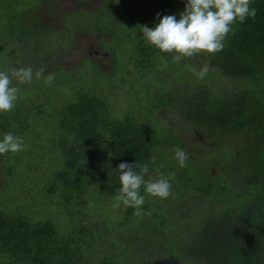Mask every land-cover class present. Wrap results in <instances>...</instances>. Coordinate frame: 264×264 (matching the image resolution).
<instances>
[{
  "label": "trees",
  "instance_id": "trees-1",
  "mask_svg": "<svg viewBox=\"0 0 264 264\" xmlns=\"http://www.w3.org/2000/svg\"><path fill=\"white\" fill-rule=\"evenodd\" d=\"M26 4L0 0L5 10L0 24L6 22L0 29V71L31 67L32 85L82 66L64 60L79 49L75 33L107 31L82 24L79 15L85 11L79 8L66 13L76 24L59 28L67 35L49 39L50 28H56L39 18L53 12L34 13L30 6L23 15L27 12L10 9ZM136 4L153 15L142 26L153 27L163 15L178 19L185 0ZM249 7L255 15L235 21L216 53L176 61L174 54L148 45L142 29L138 32L132 59L139 81L147 80L146 69L158 70V58L197 71L207 66L202 79L191 70V86L180 83L155 94L149 89L148 114L118 118L105 99L78 88L55 112L51 165L42 176L37 177L40 170L29 155L45 147L27 149L28 182L25 164L12 152L0 154V264H264V0H251ZM111 9L104 6L103 12ZM115 13L114 8L107 12ZM92 14L107 21L103 13ZM25 83L13 81L18 99L12 110L0 112V137L6 132L23 142L39 137L44 98ZM157 109L159 119L152 114ZM177 147L188 154L184 167L174 159ZM120 162L134 163L137 171L148 164L146 180L173 175L169 196H149L142 186L145 202L139 212L113 207Z\"/></svg>",
  "mask_w": 264,
  "mask_h": 264
},
{
  "label": "rangeland",
  "instance_id": "rangeland-1",
  "mask_svg": "<svg viewBox=\"0 0 264 264\" xmlns=\"http://www.w3.org/2000/svg\"><path fill=\"white\" fill-rule=\"evenodd\" d=\"M107 1L108 0H43L39 3V0H16L17 4H30H26V6H15L14 9L10 7L14 13H18L20 10L27 12L23 15L29 13L31 9L30 6L34 8V13L40 12L39 8H45V10L53 12L49 13V15H44V18H39L43 24L46 23L44 20L46 19L50 21L49 25H51V27L56 28L53 32L50 31L52 30V28H50L47 33L48 37H46L49 39L53 36L54 39H58V37L64 38L67 35V33L61 30L65 28L64 23L73 27L76 22L74 21L75 18H73V15L66 13H78L81 11L79 8L85 11L82 15H79V20L82 19V24L86 22L88 26L97 27L102 30L107 29V31L101 33L91 31H89V33H75L77 42L80 43L79 49H74V53L64 60H66V64H70L72 67L82 63L81 67H77L67 73L61 71L53 75L54 80L51 84L45 83V77L47 75L42 77L37 83L35 82L34 85L30 82L25 83L26 86L30 83L32 87L37 88L38 93L42 94L44 98L42 116L37 120V126L40 127L41 125L39 137L35 139L30 138V136L26 137V140L23 142L25 147H23L21 151L13 153L17 160L25 164V180L27 182L31 180V172L25 162L28 157L27 149L32 148L36 144L45 147V149L32 151L29 155L34 167L37 166L40 170V172L36 174L37 177L42 176L47 167L51 165L48 149L52 148L49 142L56 133L55 112L60 106L65 104L66 101L74 99L78 88L93 90L97 96L106 100L109 106V113H113L116 117L121 118L125 114L137 113L141 115L144 113L146 115L149 113L148 108L152 106L153 102L151 98L146 95L149 89L155 94L156 92L159 93L160 91L165 92L171 90L173 86L175 87L180 83L189 82L191 86L192 77L191 68L189 66L184 65V67H180L179 64H165L163 61H160L159 58L157 63L154 64L158 66L157 71L146 69L145 73L148 76L147 80L139 81L137 78L138 75H135L136 67H134L132 58L135 56L133 48L137 41L138 32L142 29L141 27L144 21L148 22L153 20V15L146 10L147 6L143 8V6L137 5L136 2L139 4H141V2L153 3L156 0ZM122 2L125 4V7ZM40 5H42V7H40ZM104 6L107 9L111 7L112 9L114 8L116 10L115 16L107 14V12L110 13L112 9L103 12L105 11L103 10ZM0 9V14L3 16L5 13V10H3L4 7H0ZM93 12L103 13L102 16L107 19V21L104 22L102 17L92 14ZM5 28L6 22H1L0 29L4 30ZM63 32L64 35H62ZM7 48H9V46H7ZM29 48L30 47H27L26 53L29 55L28 57H30V60H32V56L29 54ZM11 51H13V49H11ZM9 56L10 54L6 51L4 57L8 59ZM84 58L90 59V61L85 60L82 62L81 60ZM172 59H174V57H172ZM113 62H115V70L110 74L109 72L113 70ZM175 62L176 61L173 63ZM43 71L47 73L49 68L45 67ZM127 71L128 74L124 75ZM185 72L189 73L188 76H186ZM124 76L129 78V83L121 81ZM228 84L233 83L228 82ZM160 112V109L153 111V118L159 119ZM156 122L159 124L163 123L162 121ZM18 189L19 188H15L14 192H17Z\"/></svg>",
  "mask_w": 264,
  "mask_h": 264
},
{
  "label": "clouds",
  "instance_id": "clouds-1",
  "mask_svg": "<svg viewBox=\"0 0 264 264\" xmlns=\"http://www.w3.org/2000/svg\"><path fill=\"white\" fill-rule=\"evenodd\" d=\"M118 2V0H114ZM251 0H185L184 9L177 19L176 14L159 17L158 23L153 27L142 26V35L146 43L160 52L174 54V59L180 61L184 57H191L196 53H216L224 44L225 37L232 30L235 21L244 22L248 17L255 15V9L250 8ZM159 16V14H157ZM198 78H203L207 66L198 71L191 69ZM31 67L13 68L0 71V112L13 109L18 99V88L13 81L18 83L33 80ZM42 71L35 73L40 77ZM54 76L45 77V83L51 84ZM25 147L20 137L11 132H6L0 137V154L18 152ZM188 154L183 148L177 147L174 159L179 167H184ZM134 163L120 162L116 173L120 187L116 190L113 207H131L137 212L145 202L143 192L152 197L167 198L170 194L173 175L158 174L156 178L145 179L149 172L148 164L139 165L138 171Z\"/></svg>",
  "mask_w": 264,
  "mask_h": 264
}]
</instances>
